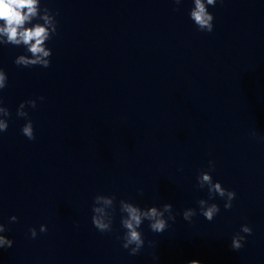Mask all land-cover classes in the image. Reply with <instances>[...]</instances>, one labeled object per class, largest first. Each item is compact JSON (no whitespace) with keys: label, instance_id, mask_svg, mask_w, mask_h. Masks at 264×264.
Segmentation results:
<instances>
[{"label":"clouds","instance_id":"clouds-1","mask_svg":"<svg viewBox=\"0 0 264 264\" xmlns=\"http://www.w3.org/2000/svg\"><path fill=\"white\" fill-rule=\"evenodd\" d=\"M182 0H174L176 5L181 4ZM217 0H193V7L189 10V17L202 32L211 33L213 31L214 16L209 12V6H215ZM174 10H179L174 9ZM49 8L41 9L40 0H0V44H11L14 46H23L28 54H21L16 57L14 63L18 66L32 67L50 66V57L52 50L46 46L49 41L57 34V21ZM39 19L43 23H32L33 20ZM31 25V26H29ZM7 87V74L0 69V90ZM43 100V97L39 98ZM36 107V100H27L21 102L17 108L16 115L23 117L27 122L23 125L21 132L29 140L35 139V131L32 121L25 108ZM11 112L3 106L0 100V132L7 131L8 118ZM255 135V133H253ZM209 170L201 171L197 176V187L199 189L207 188L208 199H199L200 215L208 221H212L220 212V207L216 203H209V200L215 199L216 196L224 199V208L231 209L232 202L236 197L235 191L224 188L219 181H214L211 172L215 170V162H208ZM142 191V190H141ZM114 195L97 194L94 197L92 205V224L100 231L111 232L113 223V213L115 212ZM119 211L122 213L120 223L125 229L122 239V247L129 251L130 255H137L144 247L145 240L140 231L141 225L148 221V227L152 232L163 233L169 227V221H175L176 215L173 213V205L164 203L161 207L151 206L141 208L140 206L121 199L119 201ZM197 214L196 209L186 208L183 213V219L191 221ZM10 222L17 221L16 216L9 218ZM7 231L6 226L0 223V248H10L13 241L3 235ZM41 233L47 232V226L40 225ZM253 229L248 224H242L239 232L232 237L231 248L239 250L244 247L246 236L252 234ZM32 238H36L37 230L33 227L29 229ZM243 233V234H241ZM188 264H202L200 260H190Z\"/></svg>","mask_w":264,"mask_h":264}]
</instances>
